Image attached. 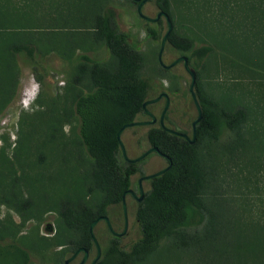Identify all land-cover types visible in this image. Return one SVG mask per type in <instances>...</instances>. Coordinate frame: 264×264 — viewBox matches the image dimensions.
I'll list each match as a JSON object with an SVG mask.
<instances>
[{"label": "rangeland", "instance_id": "1", "mask_svg": "<svg viewBox=\"0 0 264 264\" xmlns=\"http://www.w3.org/2000/svg\"><path fill=\"white\" fill-rule=\"evenodd\" d=\"M11 1L9 20L0 24V264H20L23 256L25 264H60L72 254L71 232L60 216L65 201L102 206L114 230L123 228L122 207L105 203L93 184L96 158L76 107L95 90L89 68L113 62L95 29V14L112 9L118 27L136 43L148 99L169 95L167 127L191 138L197 110L182 62L164 68L158 61L167 29L163 16L142 18L133 0ZM162 1L147 0L143 14L154 17ZM251 1L167 0L173 38L166 39L162 61L187 56L214 109L240 110L243 118L238 130L217 118L216 137L200 145L203 184L195 201L180 224L134 264H264V17L256 20ZM164 104L161 98L148 105L157 119ZM147 128L123 130L129 158L149 148ZM165 165L153 151L143 158L141 172L132 177L137 195L140 176ZM142 187L149 188L147 180ZM125 199L128 227L119 240L129 249L140 229L137 202L129 194ZM94 234L102 248L108 238L103 220ZM94 255L95 249L85 264ZM81 258L79 253L69 264Z\"/></svg>", "mask_w": 264, "mask_h": 264}, {"label": "trees", "instance_id": "2", "mask_svg": "<svg viewBox=\"0 0 264 264\" xmlns=\"http://www.w3.org/2000/svg\"><path fill=\"white\" fill-rule=\"evenodd\" d=\"M12 3L11 0H0V24L9 20ZM245 6L246 3H241L242 14L247 11ZM168 7L167 0H163L160 10L168 14ZM248 7L255 12L256 20L264 17V0H252ZM93 20L98 36L111 50L113 62L109 66L95 64L89 68L95 90L80 97L76 107L82 121L83 139L96 158L92 171L93 184L103 191L105 203L122 207V194L133 188L132 177L141 172L138 164L143 159L136 162L126 160L116 134L124 124L139 120L141 114L147 116L142 104L148 99L149 84L141 76L143 56L136 43L129 40L128 33L118 27L115 12L106 9L102 14H95ZM172 38L173 34H170L169 40ZM194 91L202 111V117L196 124L195 141L190 143L184 137L168 132L159 122L147 125L145 138L149 148L157 147L166 160L165 166L169 167L160 175L145 179L149 188L144 191L141 201H136L134 212L140 236L129 249L121 245L119 236L114 235L103 220L108 238L96 264H134L135 260L151 252L157 240L174 230L185 218L187 208L202 188L200 168L205 155L200 145L204 140L216 137L217 118L222 117L234 130L242 125L240 110L214 109V102L203 91L197 75ZM102 215L110 217L102 206L94 210L84 203L69 200L62 204L60 216L71 232L67 240L71 253L78 248H84L89 253L95 249L96 253L89 226ZM80 253L83 256L84 252ZM25 263L23 256L20 264Z\"/></svg>", "mask_w": 264, "mask_h": 264}, {"label": "water", "instance_id": "3", "mask_svg": "<svg viewBox=\"0 0 264 264\" xmlns=\"http://www.w3.org/2000/svg\"><path fill=\"white\" fill-rule=\"evenodd\" d=\"M133 1H138V4H137V12L138 14L148 20V21H157L161 16H163L166 20V23H167V29L161 39V43H160V48H159V51H158V61L160 63V65H162L164 68H170L172 66H174L175 64L179 63V62H182L183 64V67L184 69L186 70V72L189 74L190 76V83H189V92H190V95H191V98L195 104V107H196V110H197V115L196 117L192 120L191 122V126H192V137L190 138L186 133H183V132H180L178 130H175V129H172V128H169L165 125L164 123V117H165V114H166V111L169 107V104H170V98H169V95L166 93V92H161L160 94H158L156 97L154 98H150V99H146L142 106L146 112V114L149 116V119L147 120H136V121H133L131 123H128V124H124L118 131H117V139H118V142H119V146H120V150H121V153L123 155V157L130 161V162H136V161H139L140 159H143L145 156H147L149 153H151L152 151H156L158 154H161L157 147H150L148 148L147 150H145L141 155L137 156V157H134V158H129L127 155H126V151H125V147H124V144L122 142V139H121V134L123 132V130L127 127H130V126H134V125H148V124H152L156 121V116L154 115L153 112H151L148 108H147V105L151 104V103H154V102H157L159 101L161 98H164L165 100V104H164V107L162 109V112L160 114V118H159V123L160 125L165 129L167 130L168 132L170 133H173L175 135H179V136H182L184 137L185 139H187L190 143H193L195 141V138H196V124L197 122L201 119L202 117V111H201V107H200V104L198 102V99H197V96L195 94V91H194V85H195V82H196V71L189 65V62H188V57L185 56V55H180L178 57H176L174 60H172L171 62H169L168 64H165L163 61H162V52H163V49H164V44L166 42V39L169 37L171 31H172V22L169 18V15L163 11V10H159L157 11L156 15L154 17H149V16H146L143 14L142 12V6L143 4L147 1V0H133ZM169 167V165L153 172V173H150V174H147V175H144L143 177H141L138 181V186H139V197H138V200H141L142 197H143V194H144V190H143V187H142V180L143 179H148L152 176H156V175H160L161 173H163L167 168ZM130 192L132 193L133 195L135 194L134 191L132 189H128L127 191H125L123 194H122V212H123V228L121 231H116L114 230L111 222H110V219L108 216L106 215H102V216H99L97 218H95L91 223H90V226H89V231H90V234H91V237H92V240H93V243L95 245V248H96V253L91 261L90 264H96L97 260L100 258L101 256V247H100V244L94 234V226L100 221V220H104L109 228V230L116 236H122L125 234L126 230H127V227H128V216H127V206H126V194ZM84 252L79 264H84L86 262V260L88 259V255H89V252L88 250L84 249V248H78L77 250H75L69 257H67L63 264H69L73 259H75L77 257V255L80 253V252Z\"/></svg>", "mask_w": 264, "mask_h": 264}, {"label": "flooded vegetation", "instance_id": "4", "mask_svg": "<svg viewBox=\"0 0 264 264\" xmlns=\"http://www.w3.org/2000/svg\"><path fill=\"white\" fill-rule=\"evenodd\" d=\"M137 4H138V1H135ZM154 103H156V102H154ZM154 103H151V104H154ZM151 104H149V105H151ZM148 107V106H147ZM164 107V106H163ZM149 109V108H148ZM163 109V108H162ZM161 112H162V110H161ZM161 114V113H160ZM148 116V115H147ZM149 117V116H148ZM157 120H159V118L158 119H156V121ZM159 122V121H158ZM140 178V177H139ZM132 189V188H131ZM133 191H134V195L132 194V193H130V192H128L127 194H129V195H131L136 201H141V200H138V197H139V195H137L136 194V192H135V190L134 189H132ZM138 191H139V186H138ZM126 194V195H127ZM140 194V193H139ZM90 254V253H89ZM88 258H89V255H88ZM93 259V258H92ZM92 259H91V261H92ZM87 261V260H86ZM91 261H90V263H91ZM80 262V261H79ZM79 264V263H78ZM85 264V263H84Z\"/></svg>", "mask_w": 264, "mask_h": 264}]
</instances>
